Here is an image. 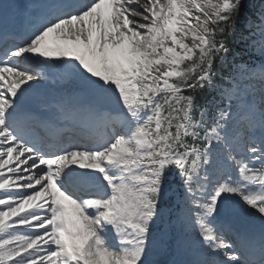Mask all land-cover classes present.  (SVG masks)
Here are the masks:
<instances>
[{
  "label": "snow or ice",
  "instance_id": "snow-or-ice-1",
  "mask_svg": "<svg viewBox=\"0 0 264 264\" xmlns=\"http://www.w3.org/2000/svg\"><path fill=\"white\" fill-rule=\"evenodd\" d=\"M243 7L244 0H53L39 25L4 50L0 264H150L152 234L178 193L200 254L211 257L192 264H264V110L257 138L231 105L218 115L205 106L194 118V97L185 94L214 89L219 78L222 98L238 100L242 79L264 97V0L245 22L259 68L233 61L227 76L221 71ZM9 9L0 5V15ZM52 60L116 105L111 130L91 147L46 151L25 130L24 97ZM225 209L259 220L258 246L224 238L217 218Z\"/></svg>",
  "mask_w": 264,
  "mask_h": 264
},
{
  "label": "bare ground",
  "instance_id": "bare-ground-1",
  "mask_svg": "<svg viewBox=\"0 0 264 264\" xmlns=\"http://www.w3.org/2000/svg\"><path fill=\"white\" fill-rule=\"evenodd\" d=\"M50 74H51V77H57L59 75L56 69H53V71H50ZM71 86H73L72 90L74 91V93L76 92L75 97L72 102V104L74 105V108L79 111H84L91 104L94 94L92 93L91 90H89L88 88L84 86L83 82L79 79L78 76L75 79L73 85ZM257 220L258 219H252L248 216L243 215L242 221L234 220L236 224L235 229L236 230H240L241 228L246 229L250 224H255L257 227L259 225ZM192 233H193L192 238L198 239L197 233L195 232H192ZM188 246H190L191 249H195V246H192L191 244H189Z\"/></svg>",
  "mask_w": 264,
  "mask_h": 264
},
{
  "label": "trees",
  "instance_id": "trees-1",
  "mask_svg": "<svg viewBox=\"0 0 264 264\" xmlns=\"http://www.w3.org/2000/svg\"><path fill=\"white\" fill-rule=\"evenodd\" d=\"M250 17H253V11L249 9V0H244V7L242 9L241 17L237 21V31H236L234 38L230 42V47L232 51L234 48H237L238 45H236V43L239 40V35L244 32L245 22ZM230 57L233 58L234 56L230 53L228 58ZM227 68H229V65L225 67L224 69H222L221 71L225 73L227 71ZM205 92H206V89H203V90L198 89L194 92H186L185 94L192 95L194 97V107H196L200 99L203 98V96L205 95Z\"/></svg>",
  "mask_w": 264,
  "mask_h": 264
},
{
  "label": "rangeland",
  "instance_id": "rangeland-1",
  "mask_svg": "<svg viewBox=\"0 0 264 264\" xmlns=\"http://www.w3.org/2000/svg\"><path fill=\"white\" fill-rule=\"evenodd\" d=\"M260 4H261V3H259L258 6H257V11L259 10ZM260 64H261V63H260ZM260 64H259V65H260ZM258 67H259V66H258ZM242 80H243V79H242ZM242 80H241V81H242ZM252 83H258V81H253ZM240 84H241V82H240ZM249 90H250V92H251V97H252L251 99H252V100L248 99L249 97L246 95V93H243V92L241 93L240 87H239V89L236 90L237 95H238V97H239L238 100L242 101L243 103H246V104H247V106H246L247 109H250V108H251V106H252V102H253V103L256 105L257 110H258L259 113L261 114V111L264 110V97H262V96L260 95L259 91L256 90V89H254L253 87H250ZM54 95L57 96V95H58V92H56ZM226 107H227V106H226ZM234 107H235V104L231 105V111H233ZM213 114L218 115L217 110L214 111ZM239 126H240V125H239ZM237 199H238V198H237ZM0 207H3V206H0ZM161 239L164 240V238H162L161 236H158V237H157V240H161Z\"/></svg>",
  "mask_w": 264,
  "mask_h": 264
}]
</instances>
